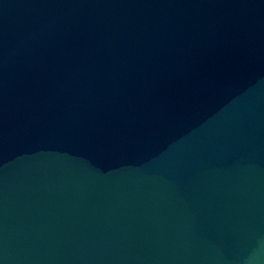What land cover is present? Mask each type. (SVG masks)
<instances>
[{"label":"water","instance_id":"obj_1","mask_svg":"<svg viewBox=\"0 0 264 264\" xmlns=\"http://www.w3.org/2000/svg\"><path fill=\"white\" fill-rule=\"evenodd\" d=\"M0 264H264V0H0Z\"/></svg>","mask_w":264,"mask_h":264}]
</instances>
